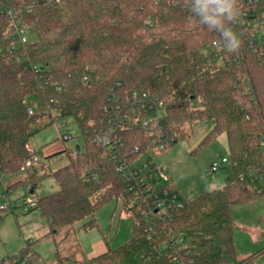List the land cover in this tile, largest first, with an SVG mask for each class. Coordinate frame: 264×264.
Masks as SVG:
<instances>
[{"label":"trees","instance_id":"16d2710c","mask_svg":"<svg viewBox=\"0 0 264 264\" xmlns=\"http://www.w3.org/2000/svg\"><path fill=\"white\" fill-rule=\"evenodd\" d=\"M7 12L35 37L17 50L27 62L15 63L9 49ZM234 28L244 33V46L229 55L217 34L187 12L184 0H0V180L23 170L33 154V137L57 118H71L83 148L76 157L69 150L61 153L68 162L46 175L58 190L38 197L31 210L40 211L56 247L77 224L95 228V213L111 200L121 202L133 221L134 235L126 243L78 264H174L156 250L173 235L184 240L183 264H250V258L237 259L231 207L264 200V49L250 45L242 17ZM133 91L163 101L165 124L173 133L185 124L212 121L203 144L224 134L229 151L231 169L223 187L154 216L152 236L144 231L145 209L128 205L108 147L92 140L93 129L105 124L107 99ZM35 94L39 108L30 114L27 98ZM141 136L133 133L127 148ZM37 168L18 183L28 187L25 195L45 177L36 178ZM38 259L29 244L0 264Z\"/></svg>","mask_w":264,"mask_h":264},{"label":"rangeland","instance_id":"374dc122","mask_svg":"<svg viewBox=\"0 0 264 264\" xmlns=\"http://www.w3.org/2000/svg\"><path fill=\"white\" fill-rule=\"evenodd\" d=\"M28 37L30 41L35 40L32 34H28ZM27 103L34 112L38 110L39 98L36 94L28 97ZM52 115L57 116L54 112ZM53 125L61 133H68L76 139L68 142L59 139L65 150L70 151L77 145L83 148L82 134L73 119L57 118ZM212 127V121L176 127V143L155 158L164 165L170 186L182 202L194 199L203 191L222 188L230 173V164L226 163L220 165L216 172L208 174L211 164L217 162L218 157L229 159L224 134L203 144V139ZM46 133L51 137L54 135L53 131L47 130L41 136ZM34 154L40 159L41 166L37 168L36 178L45 177L40 179L33 194L25 195L26 185L20 186L22 183L7 193L2 188L3 178L0 180V205L9 203L5 210L0 211V259L17 255L31 244L39 259L29 264H78L108 248L115 249L134 235L133 221L127 209L121 202L111 200L95 213V228L84 230L77 224L67 240L56 247L40 211L34 209L25 213L22 204L28 197H40L58 190L54 179L46 175L50 170L64 166L68 157L64 153L60 154L50 164L40 149ZM21 171L33 173L32 168ZM231 216L237 259L250 258V264H264V200L234 205L231 207Z\"/></svg>","mask_w":264,"mask_h":264},{"label":"built area","instance_id":"2783aa9c","mask_svg":"<svg viewBox=\"0 0 264 264\" xmlns=\"http://www.w3.org/2000/svg\"><path fill=\"white\" fill-rule=\"evenodd\" d=\"M242 11L250 45L255 50L264 49V0H246ZM7 17H9L8 36L11 39L9 49L13 53L14 61L17 64L27 62L26 55L17 54V50L23 51L29 44L28 31L16 15L7 12ZM218 45L217 42L212 44L213 47ZM30 68L36 70L33 65ZM84 81L86 82V78ZM54 90L60 92L61 87L54 86ZM28 111L30 114L33 113L31 108ZM104 112L105 124L93 129L92 140L96 144L108 147V156L115 163L114 172L124 181L129 193L128 205L137 209L142 207L145 209L144 231L148 236H152L157 232L152 222L154 216L158 217L183 206L178 194L169 188L170 183L164 165L155 160L157 156L176 143L175 134L165 124L164 103L157 96L146 92L133 91L124 98L112 94L107 99ZM137 132L142 136L129 150L127 148L129 139L133 133ZM85 134H89L88 130ZM81 136L83 138V135ZM59 139L62 142L76 140L68 133H61ZM260 148L264 154V133ZM81 150L82 148L77 145L70 150V154L76 157ZM226 163H229L228 158L218 157L217 162L211 164L208 174L216 172L220 165ZM39 164L40 159L33 153L32 157L25 162L23 169L33 168ZM37 198L24 199L23 212L35 208ZM8 204L6 202L0 205V211L5 210ZM183 245L184 240L173 235L167 241L161 242L156 250L160 254H169L174 264H183L179 257V250Z\"/></svg>","mask_w":264,"mask_h":264},{"label":"clouds","instance_id":"9594fccd","mask_svg":"<svg viewBox=\"0 0 264 264\" xmlns=\"http://www.w3.org/2000/svg\"><path fill=\"white\" fill-rule=\"evenodd\" d=\"M184 7L198 24L217 34L220 46L229 55L239 54L244 33L235 30L243 15L241 0H184Z\"/></svg>","mask_w":264,"mask_h":264},{"label":"crops","instance_id":"0c3cea01","mask_svg":"<svg viewBox=\"0 0 264 264\" xmlns=\"http://www.w3.org/2000/svg\"><path fill=\"white\" fill-rule=\"evenodd\" d=\"M55 127V128H53ZM51 130L53 131V137H51L50 134H45L43 137L41 136L45 131ZM61 134L59 128L57 126L51 125L45 130L41 131L39 134H37L35 137H33L30 141V149L33 153H36L37 150H41V153L43 154L44 159L47 161V163H50L54 160L56 156H59L65 149L63 144L59 142V135ZM52 156V157H51ZM48 157H51L50 159H46ZM32 174H29V172L26 171H20L13 175H8L3 177L2 182V188L7 190V193L10 191V189H14L15 185L19 182H22L27 177H29ZM20 185V184H19ZM18 185V186H19ZM20 186L25 187V184H21ZM26 188H28L26 186ZM26 191V190H25ZM30 194H33L32 192ZM104 253V252H103ZM97 256V255H95ZM9 257V256H8ZM94 257V256H92ZM91 258V257H89Z\"/></svg>","mask_w":264,"mask_h":264}]
</instances>
